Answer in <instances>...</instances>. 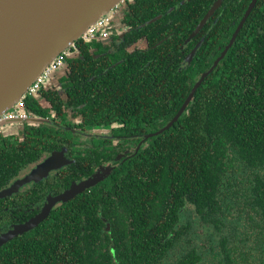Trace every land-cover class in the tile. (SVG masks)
<instances>
[{
	"label": "trees",
	"instance_id": "trees-1",
	"mask_svg": "<svg viewBox=\"0 0 264 264\" xmlns=\"http://www.w3.org/2000/svg\"><path fill=\"white\" fill-rule=\"evenodd\" d=\"M131 1L128 21L157 28L150 47L163 41L146 54H125L130 75L139 76L140 62L168 70V55L177 53L180 63L197 40L184 42L216 0ZM221 25L217 9L191 65L163 82L161 127L226 47L230 32ZM128 91L111 105L138 121L128 124L132 132L145 126L144 113L124 107ZM17 239L23 249L6 243L0 264H264V0L169 130Z\"/></svg>",
	"mask_w": 264,
	"mask_h": 264
},
{
	"label": "flooded vegetation",
	"instance_id": "flooded-vegetation-1",
	"mask_svg": "<svg viewBox=\"0 0 264 264\" xmlns=\"http://www.w3.org/2000/svg\"><path fill=\"white\" fill-rule=\"evenodd\" d=\"M245 1L223 0L218 8L221 26L226 33L230 32L228 43L253 0L244 7ZM133 3L125 0L94 38L83 36L65 49L64 60L60 66L55 62L50 64V71L36 93L26 95L21 106H14L5 113L14 115L17 111L16 117L4 115L0 118V236L41 214L52 198L63 194L73 184L97 173L109 170L113 173L145 148L147 141L158 136L155 134L174 118L160 126L161 103L168 96L163 90V82L173 79L168 77L172 71L175 78L179 65L183 68L191 65L195 54L191 61L188 57L198 44L204 42L205 35L198 37L209 21L188 42L197 40L196 46L180 63L174 53L173 57L168 55V70L162 69L161 61L154 69L146 68L149 62L146 65L140 62V75H130L129 59L125 54H146L163 42L150 47L152 36L149 33L156 32L157 28L148 30V23L133 26L128 21ZM261 25L256 24L257 27ZM121 63L124 65L118 66ZM131 77L139 78L138 83L127 86ZM123 87L132 96L131 100L123 102L124 107L144 113L140 123L145 126L135 127L139 130L132 132L128 131V124H138V121L118 115L111 105L113 97H117ZM104 102H107L105 107L110 106L107 114L102 112H106L101 108ZM171 102L174 104V100ZM90 116L95 121H88ZM147 128L152 130L146 131ZM50 159H57L53 166L47 165ZM64 203L67 202L57 203L50 215ZM36 228L11 240L16 242L17 249H23L17 238L31 234Z\"/></svg>",
	"mask_w": 264,
	"mask_h": 264
},
{
	"label": "water",
	"instance_id": "water-1",
	"mask_svg": "<svg viewBox=\"0 0 264 264\" xmlns=\"http://www.w3.org/2000/svg\"><path fill=\"white\" fill-rule=\"evenodd\" d=\"M121 1L0 0V118L23 101L30 85L56 60L60 53L81 38L99 18L111 15L113 9ZM222 2L223 0L214 2L186 43L202 30ZM256 2L257 0L251 2L232 39L212 66L201 74L172 121L155 135L170 129L194 100L203 81L215 70L232 47ZM158 18L153 19L150 23ZM199 47L200 44L194 48L188 61H191ZM56 160L50 159L47 165L53 166ZM109 173L110 170L102 174L97 173L87 180L73 184L63 194L52 198L41 214L2 234L0 247L15 236L36 228L50 215L52 208L57 203L68 202L84 190L102 181Z\"/></svg>",
	"mask_w": 264,
	"mask_h": 264
},
{
	"label": "built area",
	"instance_id": "built-area-1",
	"mask_svg": "<svg viewBox=\"0 0 264 264\" xmlns=\"http://www.w3.org/2000/svg\"><path fill=\"white\" fill-rule=\"evenodd\" d=\"M125 0H122L120 2L119 5H117L113 11H112V16H113V13L116 9H118L122 3L124 2ZM109 15V16H103L101 18H99L85 33H84V37H87V38H94V36L99 32V30L112 18V16ZM82 36V37H83ZM63 53V52H62ZM60 53V55L56 58V60L54 61L56 63V65L60 66L61 62L64 60V55ZM53 63V65L55 64ZM50 66L47 67L42 73L41 75L30 85V87L28 88L27 92H26V95H33L36 93V91L38 90V88L41 86V84L44 82L46 76L48 75V72L50 71ZM23 103L21 102L19 105L17 106H21ZM19 111H21L19 109ZM17 111H15L14 115L13 114H3L2 116H6L7 118H11V117H16L17 116Z\"/></svg>",
	"mask_w": 264,
	"mask_h": 264
}]
</instances>
